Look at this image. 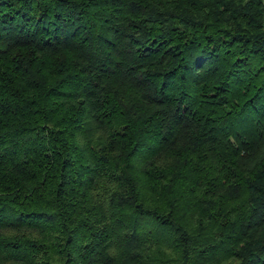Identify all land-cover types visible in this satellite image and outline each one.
Masks as SVG:
<instances>
[{"label": "trees", "instance_id": "obj_1", "mask_svg": "<svg viewBox=\"0 0 264 264\" xmlns=\"http://www.w3.org/2000/svg\"><path fill=\"white\" fill-rule=\"evenodd\" d=\"M0 264H264V0H0Z\"/></svg>", "mask_w": 264, "mask_h": 264}]
</instances>
